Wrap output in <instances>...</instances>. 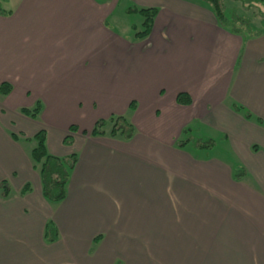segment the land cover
<instances>
[{"label":"crops","instance_id":"obj_1","mask_svg":"<svg viewBox=\"0 0 264 264\" xmlns=\"http://www.w3.org/2000/svg\"><path fill=\"white\" fill-rule=\"evenodd\" d=\"M122 1L19 0L0 15V83L13 86L0 96V264H264L262 20L243 39L201 2L128 0L158 8L136 43L108 26ZM38 102V118L21 113ZM112 115L130 116L133 139L84 135ZM195 126L223 135L238 162L178 148ZM42 129L50 154L78 155L59 203L44 197L26 140Z\"/></svg>","mask_w":264,"mask_h":264},{"label":"trees","instance_id":"obj_2","mask_svg":"<svg viewBox=\"0 0 264 264\" xmlns=\"http://www.w3.org/2000/svg\"><path fill=\"white\" fill-rule=\"evenodd\" d=\"M99 3H105L108 0H96ZM184 1H198L206 5L216 16L218 25L224 30L233 35L242 37H257L260 36L259 32H256L252 28V21L247 16L240 17L235 11L228 13L224 0H184ZM241 3L242 9L246 12L255 9L257 15L261 17L264 27V0H235ZM134 12L140 13L144 17L143 30L136 32V43L147 39L153 29L154 21L158 15V8H142L134 9ZM0 15L10 16L12 12H7L2 8L0 4ZM13 91V86L10 83H0V96L7 97ZM177 103L184 106H190L192 104V98L188 93H180L177 96ZM130 112L136 110L135 101L131 102L129 107ZM234 110L241 111L242 108L238 105L234 106ZM21 113L27 117L36 119L41 112V104L37 103L33 109L22 108ZM246 116L249 118L250 113L247 112ZM78 132V127L73 125L70 127L68 134L64 138V143L68 146L74 144L75 134ZM136 129L128 115H112L108 119H100L96 122L94 128L90 133L84 132V135H90L94 138L109 137L112 139H120L124 141H130L134 138ZM191 127H187L182 131V136H185V140L177 141L176 146L178 148H184L190 143L198 147L199 149H212L216 142L211 137H190ZM15 140H18L17 134H12ZM27 141H34L36 143L35 148L31 153V160L34 168L39 171L42 179V187L44 197L52 202L59 203L66 199L68 195V185L71 178V174L78 162L77 153L71 154L68 157L60 158L49 153L47 147V131L45 129L40 130L32 138H27ZM253 149L256 150L254 147ZM245 175V170L240 168L238 173H235L237 180L241 179ZM0 190L3 197H8L10 194V188L6 182L0 185ZM31 190V186L28 184L25 186L22 194H26ZM59 238V231L53 222H48L45 230V239L47 242H55ZM99 237L94 240L96 244Z\"/></svg>","mask_w":264,"mask_h":264},{"label":"rangeland","instance_id":"obj_3","mask_svg":"<svg viewBox=\"0 0 264 264\" xmlns=\"http://www.w3.org/2000/svg\"><path fill=\"white\" fill-rule=\"evenodd\" d=\"M18 2L19 0H0V4L4 9H11ZM224 3L229 14L235 11L240 17L247 16V18L251 19L252 23L257 22L256 24H259L261 17L257 15V11L255 9L246 12L242 9L241 3L235 0H224ZM133 6L134 5L129 3L128 0H123L108 20V26L113 30V32L128 41L134 40L136 38V32L143 30L144 17L138 12H131V9H134ZM189 136L197 138L207 136L213 138L216 142V145L212 149L208 150L199 149L190 143L187 149H189L192 154L205 159L217 158L224 162H238V159L232 154L230 147L225 145L224 136L220 133L211 131L209 127H191V134ZM185 138L186 137L183 136L178 139V141L185 140ZM238 170L236 168L235 173H238Z\"/></svg>","mask_w":264,"mask_h":264}]
</instances>
